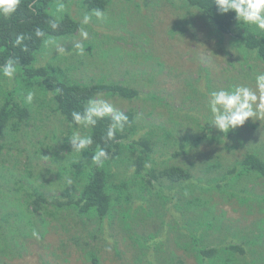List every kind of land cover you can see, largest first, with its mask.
Listing matches in <instances>:
<instances>
[{
  "label": "rangeland",
  "instance_id": "obj_1",
  "mask_svg": "<svg viewBox=\"0 0 264 264\" xmlns=\"http://www.w3.org/2000/svg\"><path fill=\"white\" fill-rule=\"evenodd\" d=\"M142 1L147 8L135 0H109L104 10L108 21L97 22L93 18L88 26L89 39L83 44L92 45L90 53L85 48L84 56H56L52 46L46 48L42 44L32 65L46 67L50 75L76 83L105 80L137 91L132 99L107 98L119 110L134 112L132 140L145 136L153 140L154 152L148 168L152 167L155 173L170 166L190 170L191 194L180 188L169 189L168 181L159 179L150 196L140 188L135 167L117 163L111 166L117 175L115 183H126L133 199L128 205L116 203L112 218L105 219L102 226L88 224L84 229L82 219L72 210L56 208L57 200L67 201L77 195L81 175L94 166H86L91 157L85 153L79 161L67 142L68 136L81 128H70L68 121L52 109L50 95L19 71L11 84L0 79V104L2 90H18L14 93L17 101L31 91L34 99L27 107L29 117L25 121L31 119L20 129H9L0 140V206H4L0 208V224L17 225L21 232L15 231L12 236H17L22 246L19 255L7 249L0 264H93L90 253L97 264H133L137 241L146 238L155 245L157 241L152 240L161 235V241H166L165 251H173L183 264H196L188 249L190 241L209 242L227 232L231 233L229 240L245 249V260L264 264V178L253 172L242 173L232 179L238 182L234 188L226 191L221 188L225 182L216 184L223 174L229 182L227 169L237 175L240 170L236 161L257 145H264V119L246 121L236 129L238 142L227 146L233 149L225 150L216 138L222 134L204 124L208 122V112L205 93L201 91L245 82L256 72L264 71V64L253 54H246L239 36L220 32L201 9L189 7L184 0ZM66 2L62 11L60 5L55 8V16L68 14L80 24L87 12L82 0ZM56 3L57 0L51 2L52 15ZM177 4L188 7L179 10ZM46 38L63 45L66 53L80 40L78 30L71 36ZM24 91L27 92L22 95ZM204 135L205 140H198ZM67 179L72 180L71 185ZM29 194L33 198L34 194L41 195V205L48 213L28 212L22 203ZM162 202L173 207V230L160 226L162 219L157 216L163 209ZM21 211L19 219L17 213ZM3 215L8 216L6 221ZM193 215L200 222L205 219L201 223L206 225L181 221L183 216L188 220ZM185 223L188 228L182 225ZM220 226L227 232L219 233ZM194 228L200 235L197 238L191 235ZM33 230L41 234L39 240L32 237ZM177 241L183 244L177 245ZM241 257L235 254V262Z\"/></svg>",
  "mask_w": 264,
  "mask_h": 264
},
{
  "label": "trees",
  "instance_id": "obj_2",
  "mask_svg": "<svg viewBox=\"0 0 264 264\" xmlns=\"http://www.w3.org/2000/svg\"><path fill=\"white\" fill-rule=\"evenodd\" d=\"M66 1L67 0H57L55 7H53L52 15L49 12L52 0H21V4L13 16L10 18L0 17V64H3L10 56L19 58V71L24 74V77H26L29 82L36 81V86L37 88L40 87V91L50 95V101L53 105L52 109L59 112L65 120L69 122L71 120V112L82 111L86 102L89 99L95 98L97 92H104L107 97L120 96L127 99L136 97L138 92L119 84L107 83L105 80L90 84L76 83L69 79L66 80V77L57 78L54 75H50L46 67H35L32 65L36 53L43 44L42 39L37 38L34 34L37 28L44 31L46 37L71 36L79 29L80 24L68 14H64L63 17H61L57 29L53 30L50 27V22L57 18L54 14V11H56L55 8L61 4L65 5L67 3ZM184 1L189 4V7L201 9L208 21L220 32L225 34L235 33L236 36H239L247 49L246 54H253L264 64V37L256 34L244 24L239 23L233 12L220 14L215 0ZM108 2L109 0H82V5L87 12H91V10L96 8L105 10ZM135 2H137L139 6L146 7V4L142 0H135ZM184 7L188 6L185 4H177L179 10H182ZM18 35H23L25 37L24 41L19 46L16 44ZM25 45L27 46L26 51L24 50ZM85 48L86 51L88 50L90 53L92 45L88 44ZM17 91L16 89L1 91L3 101L0 104V140L5 137L9 129L13 131L20 129L31 119L25 121L26 118L29 117L27 107L30 106L25 102L22 96L21 98L19 97L20 100L17 101L16 96H14V93ZM25 92L27 91L21 94L23 95ZM125 114L128 116L129 123L125 125L124 130L118 132L114 140L110 142H105L104 140L105 131L111 122L110 118L106 117L98 121L97 125L90 130L94 143L88 151L83 153L91 157V153L94 152L96 146L100 145L109 153V159L103 166L94 165L88 168L86 173L81 175L82 179H80L81 182L79 181L77 195L70 196L67 201H56V208L59 210H72L76 216L82 219L81 225L84 229H86L88 224H95L99 227L102 226V222L105 219L112 218L114 205L116 203L119 202L120 204V202H124V205H128L133 199L126 183H115L117 175H115V172H112L111 166L117 163H125L126 165L134 166V175L140 177V188L145 190L150 196H152L151 188L155 189L154 182L159 179H166L169 183V189H173V187L180 188L183 191H190L191 194V184H188V181H191L193 177L190 170L182 168L181 166H170L155 173L152 167L148 168L149 163L152 162V154L154 152L153 140L148 136L132 140L130 135L135 129L133 125L135 115L134 112L130 110L125 112ZM73 128L77 129L78 126L74 125ZM84 130V134L89 133L88 129ZM81 131H83V129H81ZM221 134V137L216 136V138H218L217 141L220 142L223 149L232 150V147L227 146H231L234 142H238V132L233 130L225 135L224 133ZM222 137H225V139ZM205 138L206 135L202 138L200 137L198 140H205ZM229 142L232 143L230 144ZM262 146L257 145L256 149H253L251 152H246L243 158L236 161L240 170L237 175L234 174V170L231 168L227 169L226 175L230 176L231 179L229 182L223 174L220 176L221 179L216 181V184L220 186L222 182H225L221 188L226 191L227 189L231 190L234 188V185L238 182L236 180L233 182L232 179L238 178L242 173L253 172L259 178H264V145ZM1 148L2 145H0V150ZM145 171L146 173L143 174ZM159 184L161 188H164L162 183ZM30 196L33 198V195L29 194L25 202L22 203V206H25L28 212L33 211V213H38L43 210L41 202H44V199H42L41 195L34 194L33 199H30ZM151 199L152 198L149 200ZM158 204L160 205V203ZM3 207L2 205L0 206L1 209ZM162 207L163 209L157 216L159 220L162 219L160 221V226L163 227L165 225L167 228L173 230L176 220L175 218L173 219V207H166V203L163 202ZM43 211L48 213L45 210ZM22 212L23 211L17 213V218L21 219ZM7 217V215H3V221H6ZM183 217L181 221H190L193 222L192 224H200L206 221L203 219L200 222L194 215L188 220H185ZM206 217L209 219V214H206ZM201 224L206 225V223ZM207 224L211 225L210 222H207ZM182 225L187 227L186 223ZM213 227L215 229L216 226L213 225ZM225 229V227L220 226L217 231L219 233H222V231L226 233L227 230ZM15 231L20 234L21 229L17 227V225L11 227L8 224H0V242L2 243L0 244V257L7 252V249L14 250L18 255L21 253L19 248L22 244L17 242V236H12ZM191 235L195 238L200 236L197 234V228L192 229ZM229 237H231V233L227 232L223 236H215L213 241L209 242H201L199 239L198 241L193 239L190 241V247H188V249H191L196 264H255L253 259L249 261L245 260L243 257L244 253H242L245 249L239 243L229 240ZM149 238L153 239V236L150 235ZM161 240H163L162 235L160 239L152 240L153 242L157 241L155 245H151L146 238L140 242L137 241V246L133 255V264H183L182 259L178 256L176 257L173 251H165L164 248L167 247L166 241L163 242ZM176 244L181 245L183 243H178L177 241ZM237 253L241 254L242 257L235 262L234 255ZM89 255L91 262L97 264L95 256L92 253Z\"/></svg>",
  "mask_w": 264,
  "mask_h": 264
},
{
  "label": "clouds",
  "instance_id": "obj_3",
  "mask_svg": "<svg viewBox=\"0 0 264 264\" xmlns=\"http://www.w3.org/2000/svg\"><path fill=\"white\" fill-rule=\"evenodd\" d=\"M21 4V0H0V17L10 18L13 16ZM215 4L220 14L233 12L239 23L249 26L256 34L264 37V0H215ZM64 5L59 6L60 10ZM107 22L108 16L104 10L99 8L83 14L80 20L79 36L80 40L72 44L70 52L65 51V47L56 43L52 38H46V33L41 29L35 30V36L42 39L44 47L52 46L60 55L84 56L85 46L83 41L89 39L88 26L93 22ZM57 17L50 22V27L55 30L59 27ZM23 35H18L16 44L19 46L24 41ZM27 50V46H24ZM20 62L17 57H8L3 64H0V79L11 84L18 78ZM205 107L208 112V124L221 133L227 134L229 131L242 127L246 121L264 119V71L256 72L253 77L242 83H235L227 88L205 90ZM25 102L31 104L34 99V93L29 91L24 97ZM71 120L68 126L74 125L81 129H88V134H82L79 130H74L67 138L71 146V153H76L81 160V154L93 145L94 140L90 130L94 128L98 121L110 118V124L105 131L104 140L110 142L114 140L118 132L124 130L125 125L129 123L128 116L124 111L119 110L115 104L107 98L104 92H97L95 98L89 99L82 111H72ZM67 119V118H66ZM203 124V125H204ZM90 162L86 166H103L109 159V153L100 145L96 146L91 153ZM67 184L71 185L72 180L67 179ZM32 237L39 240L41 234L36 230L31 233Z\"/></svg>",
  "mask_w": 264,
  "mask_h": 264
}]
</instances>
